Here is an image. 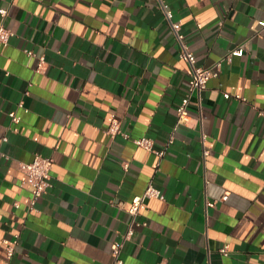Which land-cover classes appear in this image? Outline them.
<instances>
[{
  "label": "crops",
  "instance_id": "1",
  "mask_svg": "<svg viewBox=\"0 0 264 264\" xmlns=\"http://www.w3.org/2000/svg\"><path fill=\"white\" fill-rule=\"evenodd\" d=\"M163 1L217 71L188 124L191 68L155 0H0V264H115L129 230L123 264H264V0ZM38 155L51 186L31 206ZM149 185L164 200L133 215Z\"/></svg>",
  "mask_w": 264,
  "mask_h": 264
},
{
  "label": "built area",
  "instance_id": "2",
  "mask_svg": "<svg viewBox=\"0 0 264 264\" xmlns=\"http://www.w3.org/2000/svg\"><path fill=\"white\" fill-rule=\"evenodd\" d=\"M148 1V0H147ZM161 12L163 13L165 19L167 20L170 30L172 31L173 35L175 36L177 43L179 44V57L181 60L186 62L189 67L191 68V84L189 87V94L182 100V102L177 107V119L180 124H188L191 120V117L188 113V105H189V99L190 94L194 91L202 92L207 88L208 82L217 76V71L213 68H203L199 65H197L196 58L189 48V45L187 44L185 40V34L182 32L181 25L173 20V12L169 8V6L163 1V0H155ZM8 11L6 9L0 8V46L6 45L11 37L10 31L3 25V20L7 16ZM243 50V47L237 48L233 50L230 55L228 56V59L231 58L234 54H241ZM44 58H40V62L38 65V70L40 71L44 67ZM220 63L217 64V69L219 70ZM264 115V113H261ZM13 121H18V118L14 116L13 113L10 114ZM107 133L112 137H116L117 135H123L125 138L128 136L126 134H123L121 131L120 123L119 121L113 117L111 120V123L109 125V128L107 130ZM134 144H136L139 147H142L146 150H153L154 148V142L146 137L137 138L134 141ZM156 154L159 157H162L164 155V151H156ZM53 160L48 157H42V156H35L34 159L27 164H23L21 166V170L26 174L27 176V183L30 184L32 187L31 189V206H34L38 199H40L50 188L51 183V170H52ZM146 198H157L160 200H164V195L160 190L155 188L153 185H149L144 193L140 196H137L133 199L132 205L129 209L130 213L133 215H136L138 212V209L141 207L143 201ZM227 197L224 196L223 200H225ZM209 205H213V203H209ZM132 235V230H129L124 236L123 240L121 242H117L115 244V248L113 251V257L115 259V264H123L122 259L120 258V253L123 247V243L126 240H129ZM16 243V240H15ZM225 251V250H223ZM14 254L13 247H9L7 251L8 258H11Z\"/></svg>",
  "mask_w": 264,
  "mask_h": 264
}]
</instances>
